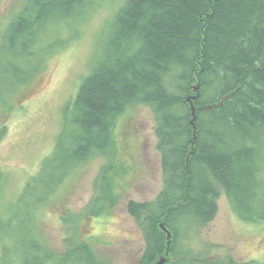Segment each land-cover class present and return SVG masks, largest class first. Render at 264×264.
<instances>
[{
  "label": "trees",
  "instance_id": "16d2710c",
  "mask_svg": "<svg viewBox=\"0 0 264 264\" xmlns=\"http://www.w3.org/2000/svg\"><path fill=\"white\" fill-rule=\"evenodd\" d=\"M105 1H24L0 40V81L23 82L8 90L6 109L17 105L28 91L21 87L36 78L23 76L29 59L43 55V72L58 52L48 47L50 25L97 14ZM119 2L91 74L64 111L56 153L41 175L55 193L57 172L64 179L91 156L106 155L115 146L120 117L132 106H147L156 123L164 184L155 201L127 203L145 237L139 264L163 258L166 264H205L187 240H200L223 192L243 219L264 222V0ZM4 133L1 128L0 140ZM109 173L103 166L95 181L93 208L98 204L104 211L116 200ZM35 234L36 229L25 264H96L85 244L80 249L85 259L75 258L77 248L67 245L66 255L52 261ZM221 264L247 263L230 256Z\"/></svg>",
  "mask_w": 264,
  "mask_h": 264
},
{
  "label": "rangeland",
  "instance_id": "374dc122",
  "mask_svg": "<svg viewBox=\"0 0 264 264\" xmlns=\"http://www.w3.org/2000/svg\"><path fill=\"white\" fill-rule=\"evenodd\" d=\"M24 1L0 0V40ZM120 3L108 0L97 14L91 11L66 23L51 24L48 47L58 52L51 55L43 72L41 54L24 65L23 76L37 75L21 87V92L28 91L15 107L6 109L2 101L12 86L23 82H15L12 77L0 81V129L5 128L0 140V166L5 174L0 180V264L2 260L4 264H13L15 259L20 264L29 261L30 236L35 229L37 240L52 261L66 255L67 245L77 248L75 258H84L80 249L85 244L96 264L140 263L145 237L128 213L127 203L155 201L164 184L150 108L135 105L120 117L115 146L106 155L91 156L64 179L57 172L55 193H49L51 181L41 175L56 153L64 111L91 74L107 26ZM103 166L110 169L116 186V200L114 204L108 201L104 211L98 204L93 208L95 181ZM199 239L187 243L195 247L194 253L203 254L205 264H221L230 256L240 263L264 264V222L243 219L225 192L219 199L215 220L201 230ZM163 260L167 262L163 258L157 264Z\"/></svg>",
  "mask_w": 264,
  "mask_h": 264
},
{
  "label": "water",
  "instance_id": "95a60500",
  "mask_svg": "<svg viewBox=\"0 0 264 264\" xmlns=\"http://www.w3.org/2000/svg\"><path fill=\"white\" fill-rule=\"evenodd\" d=\"M198 89H199V87H196L195 88V90L196 91H198ZM193 99H197V97L195 98V97H193V98H191L190 99V101H191V103H192V115H193V120H192V122H191V124L194 126V128L196 129V124H195V122H196V108H195V106L193 105ZM212 108V107H211ZM165 260H163V261H161L159 264H165Z\"/></svg>",
  "mask_w": 264,
  "mask_h": 264
}]
</instances>
